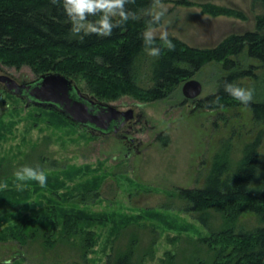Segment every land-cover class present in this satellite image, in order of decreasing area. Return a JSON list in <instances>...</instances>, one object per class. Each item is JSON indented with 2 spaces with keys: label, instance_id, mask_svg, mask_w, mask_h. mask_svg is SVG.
<instances>
[{
  "label": "rangeland",
  "instance_id": "1",
  "mask_svg": "<svg viewBox=\"0 0 264 264\" xmlns=\"http://www.w3.org/2000/svg\"><path fill=\"white\" fill-rule=\"evenodd\" d=\"M185 1L163 0L165 20H171L167 31L195 47L252 29L255 17L264 14V6L253 0ZM206 5L234 13L213 15L203 10ZM153 59L146 52L139 58L134 90L94 96L141 114L126 127L128 133L91 132L54 109L25 106L0 86V185L7 184L0 188V264H112L126 251L141 264H214L219 248L205 240L212 231L234 227L249 232L260 225L252 212L232 223L212 209L203 223L198 212L185 209L177 192L202 187L219 152H227L233 169L245 146L257 138L259 163L251 185L262 183L264 120H255L251 108L240 103L196 106V99L214 92L227 73L214 60L191 77L202 85L198 98L185 99L181 87L186 79L166 97L151 99L145 91L152 84ZM238 60L254 75L239 77L237 83L253 89V100L264 99L259 61L245 53ZM4 71L18 80L34 77L28 66L10 67L0 60ZM74 80L93 95L82 78ZM25 165L46 173L45 188L34 180H16L15 171ZM17 183L25 184L23 191ZM76 212H81L77 231H66L65 213Z\"/></svg>",
  "mask_w": 264,
  "mask_h": 264
},
{
  "label": "trees",
  "instance_id": "2",
  "mask_svg": "<svg viewBox=\"0 0 264 264\" xmlns=\"http://www.w3.org/2000/svg\"><path fill=\"white\" fill-rule=\"evenodd\" d=\"M253 1L264 6V0ZM151 4L152 0L127 4L138 19L114 29L110 36L93 34L80 41L71 34L62 0L56 5L51 0H0V60L10 67L28 66L34 75L56 71L73 79L80 77L92 96H106L113 90H134L138 60L145 53L142 33L148 26L150 17L146 12ZM203 10L213 15L234 13L217 5L203 6ZM169 39L175 49L164 48L162 55L151 63L152 84L145 91L151 99L166 97L180 82L214 60L227 73L221 76L214 92L196 99V106L214 109L230 102L242 104L224 90L226 83L241 86L237 83L239 77L254 75L252 67H241L238 57L245 53L258 60L264 69V14L255 17L254 28L226 35L210 47L190 46L174 36ZM246 106L251 108L255 120H264V99L253 100ZM258 144V138L248 143L233 169L227 152L217 153L202 187L178 188L177 196L186 202L185 209L198 212L203 223L210 209L223 213L232 223L247 211L259 220L260 225L249 232H236L234 227L212 231L205 240L219 248L214 264H264V181L251 185L259 163ZM85 195L80 194L82 201ZM79 213H65L66 231H77ZM112 264L141 263L133 261L132 253L126 251Z\"/></svg>",
  "mask_w": 264,
  "mask_h": 264
},
{
  "label": "clouds",
  "instance_id": "3",
  "mask_svg": "<svg viewBox=\"0 0 264 264\" xmlns=\"http://www.w3.org/2000/svg\"><path fill=\"white\" fill-rule=\"evenodd\" d=\"M59 2L60 0H51L54 5ZM134 2L135 0H62V6L71 24L72 36L83 41L85 36L93 34L99 37L110 36L114 29L125 26L130 20L138 19L136 12L126 7L127 4ZM167 13L168 8L163 0H152L146 12L150 19L142 33V40L145 52L154 58H159L164 48L169 51L175 49L167 31V25L171 23L170 19L165 20ZM157 40L160 41L159 44ZM224 90L244 105L253 101V89L226 83ZM14 175L19 182L34 180L41 188L47 186V175L38 167L25 165L17 169ZM24 187V183L16 184L18 191H23ZM0 188H7V184L0 185Z\"/></svg>",
  "mask_w": 264,
  "mask_h": 264
},
{
  "label": "water",
  "instance_id": "4",
  "mask_svg": "<svg viewBox=\"0 0 264 264\" xmlns=\"http://www.w3.org/2000/svg\"><path fill=\"white\" fill-rule=\"evenodd\" d=\"M12 93L26 98L27 102L49 105L58 109L77 125L98 131L101 134L118 132L133 119V110H119L114 105L96 101L83 94L70 76L56 71L41 73L31 81L17 82L14 78L0 74ZM187 99H196L202 91L197 79L186 80L181 87Z\"/></svg>",
  "mask_w": 264,
  "mask_h": 264
},
{
  "label": "flooded vegetation",
  "instance_id": "5",
  "mask_svg": "<svg viewBox=\"0 0 264 264\" xmlns=\"http://www.w3.org/2000/svg\"><path fill=\"white\" fill-rule=\"evenodd\" d=\"M0 74L8 75V76L14 78V79H15L17 82H19V83H21V82H25V81H31V80H33L34 78H36V77L38 76V75H34L33 78L28 79V80H18V79H16L12 74H9V72L4 71V73H0ZM0 86H1L2 90L5 91L6 93H9V94H11V95H13V96H16V97H18V98L24 100V101H25V106H27V107H28V106H31V105H34V106H39V107H44V108H51V109H54V110H56L57 112L61 113L58 109H56L55 107L49 106V105H42V104H37V103H33V102L28 103L27 100H26V98H23V97H21L19 94H15V93H12L11 91H9V90L7 89L5 83L2 82V81H0ZM80 90H81V89H80ZM81 92H82L83 94H86L88 97L93 98V99L96 100V101H101V100L96 99L94 96H92V95H90V94L84 92L83 90H81ZM0 98H2V94H1V93H0ZM185 99H187V98H185ZM103 102H104V101H103ZM116 108H117V107H116ZM117 109H118V108H117ZM128 109H132V110H133V119H132V121H130L129 123H125V124L120 128V130H119L118 132H120V131H122V130H125V131H127L126 133H128V130L126 129V127H127V126L130 127L131 124H132L135 120L140 119V117H141V114L135 112V110H134L133 108H128ZM119 110H121V109H119ZM126 110H127V109H126ZM61 114H62V113H61ZM128 127H127V128H128ZM84 128H85V127H84ZM87 129L90 130L91 132H94V133H97V134H101V133H99L98 131H93V130H91V129H89V128H87ZM118 132H112V133H109V134L118 133ZM109 134H101V135H109Z\"/></svg>",
  "mask_w": 264,
  "mask_h": 264
},
{
  "label": "bare ground",
  "instance_id": "6",
  "mask_svg": "<svg viewBox=\"0 0 264 264\" xmlns=\"http://www.w3.org/2000/svg\"><path fill=\"white\" fill-rule=\"evenodd\" d=\"M202 3V2H201ZM232 101V100H231ZM237 102V101H236ZM230 104V103H229ZM231 105V104H230ZM205 237V236H204ZM208 238V237H207ZM249 238V237H248ZM251 239V238H250ZM211 242V241H210ZM207 261V260H206ZM208 263V262H207ZM205 264H206V262H205Z\"/></svg>",
  "mask_w": 264,
  "mask_h": 264
}]
</instances>
